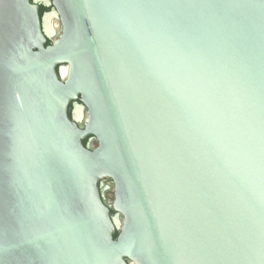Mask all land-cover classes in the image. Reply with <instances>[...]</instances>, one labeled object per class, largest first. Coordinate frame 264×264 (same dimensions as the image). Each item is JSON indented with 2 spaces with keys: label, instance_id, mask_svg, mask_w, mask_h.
<instances>
[{
  "label": "water",
  "instance_id": "1",
  "mask_svg": "<svg viewBox=\"0 0 264 264\" xmlns=\"http://www.w3.org/2000/svg\"><path fill=\"white\" fill-rule=\"evenodd\" d=\"M44 5L0 0V264H264V0Z\"/></svg>",
  "mask_w": 264,
  "mask_h": 264
},
{
  "label": "bare ground",
  "instance_id": "2",
  "mask_svg": "<svg viewBox=\"0 0 264 264\" xmlns=\"http://www.w3.org/2000/svg\"><path fill=\"white\" fill-rule=\"evenodd\" d=\"M54 17V15H50L48 18L45 19V25L46 28L51 29V27L54 29V35L52 34V36H56V34L59 33L60 31V25L59 22L56 18H52Z\"/></svg>",
  "mask_w": 264,
  "mask_h": 264
},
{
  "label": "rangeland",
  "instance_id": "3",
  "mask_svg": "<svg viewBox=\"0 0 264 264\" xmlns=\"http://www.w3.org/2000/svg\"><path fill=\"white\" fill-rule=\"evenodd\" d=\"M52 18H56V17L54 16ZM49 30H50V33L54 35V29L52 27L50 29V27H49ZM89 145H90V147L95 148L96 147V142L95 141H90ZM104 184L106 185L107 183H104ZM105 185H103V186H105ZM110 188L111 187H107V189H106V191L104 193V198L109 203H111V201H112V192H111Z\"/></svg>",
  "mask_w": 264,
  "mask_h": 264
},
{
  "label": "flooded vegetation",
  "instance_id": "4",
  "mask_svg": "<svg viewBox=\"0 0 264 264\" xmlns=\"http://www.w3.org/2000/svg\"><path fill=\"white\" fill-rule=\"evenodd\" d=\"M44 1L45 0H38V9H39L38 12H39L40 17H42V15L44 13H50L51 12V9L45 7ZM41 8H44V11H42ZM104 183H107L106 185L104 184L105 186H108V187L111 186L110 181L105 180Z\"/></svg>",
  "mask_w": 264,
  "mask_h": 264
},
{
  "label": "trees",
  "instance_id": "5",
  "mask_svg": "<svg viewBox=\"0 0 264 264\" xmlns=\"http://www.w3.org/2000/svg\"><path fill=\"white\" fill-rule=\"evenodd\" d=\"M41 10L44 11V8H41ZM48 44H49V42H47V45H48ZM86 144H87V140H84V141H83V145H86ZM112 214H113V212H112ZM116 237H117V233H115V234L113 235V238H114V239H116Z\"/></svg>",
  "mask_w": 264,
  "mask_h": 264
}]
</instances>
